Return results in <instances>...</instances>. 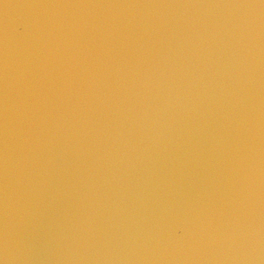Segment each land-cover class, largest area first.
<instances>
[{"label": "clouds", "instance_id": "clouds-1", "mask_svg": "<svg viewBox=\"0 0 264 264\" xmlns=\"http://www.w3.org/2000/svg\"><path fill=\"white\" fill-rule=\"evenodd\" d=\"M0 264H264V0H0Z\"/></svg>", "mask_w": 264, "mask_h": 264}]
</instances>
